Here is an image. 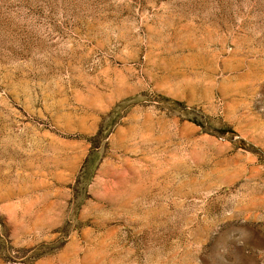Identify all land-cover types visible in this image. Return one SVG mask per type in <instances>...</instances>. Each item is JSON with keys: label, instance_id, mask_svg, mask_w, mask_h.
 <instances>
[{"label": "rangeland", "instance_id": "374dc122", "mask_svg": "<svg viewBox=\"0 0 264 264\" xmlns=\"http://www.w3.org/2000/svg\"><path fill=\"white\" fill-rule=\"evenodd\" d=\"M0 264H264V0H0Z\"/></svg>", "mask_w": 264, "mask_h": 264}]
</instances>
